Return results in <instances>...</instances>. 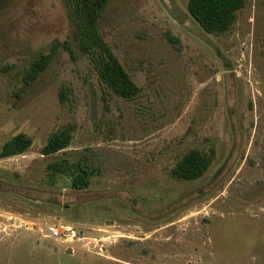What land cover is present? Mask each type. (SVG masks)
<instances>
[{
	"label": "rangeland",
	"instance_id": "374dc122",
	"mask_svg": "<svg viewBox=\"0 0 264 264\" xmlns=\"http://www.w3.org/2000/svg\"><path fill=\"white\" fill-rule=\"evenodd\" d=\"M99 31L134 83L133 100L98 77L73 36L66 0H0V264H264V0L209 34L188 0H111ZM60 47L31 85L32 62ZM71 126L69 148L42 155ZM192 150L196 181L173 177ZM61 160L92 176L73 189ZM72 227L75 239L50 236Z\"/></svg>",
	"mask_w": 264,
	"mask_h": 264
},
{
	"label": "trees",
	"instance_id": "16d2710c",
	"mask_svg": "<svg viewBox=\"0 0 264 264\" xmlns=\"http://www.w3.org/2000/svg\"><path fill=\"white\" fill-rule=\"evenodd\" d=\"M73 36L81 52L87 56L99 79L118 97L135 99L140 88L134 83L99 31V20L111 0H66ZM245 6V0H188L190 16L209 33L221 35L235 24L238 13ZM73 54L68 41L55 42L50 54H41L34 60L24 77L26 85L33 84L48 68L60 47ZM73 140V129L67 126L53 133L42 149V155L52 156L69 148ZM32 146V139L25 134L12 138L0 149V160L26 153ZM212 164V157L198 150L188 152L176 164L172 175L184 181L202 178ZM49 177L54 181L60 174L67 173L73 189L89 187L92 171L82 162L61 160L49 165Z\"/></svg>",
	"mask_w": 264,
	"mask_h": 264
},
{
	"label": "built area",
	"instance_id": "2783aa9c",
	"mask_svg": "<svg viewBox=\"0 0 264 264\" xmlns=\"http://www.w3.org/2000/svg\"><path fill=\"white\" fill-rule=\"evenodd\" d=\"M50 236L60 238L64 241L75 239L77 232L72 227L54 224L49 227Z\"/></svg>",
	"mask_w": 264,
	"mask_h": 264
}]
</instances>
